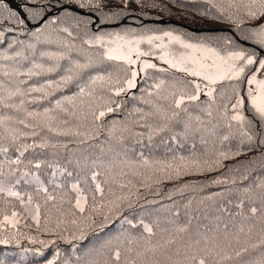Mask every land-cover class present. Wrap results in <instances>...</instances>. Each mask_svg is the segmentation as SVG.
<instances>
[{
	"label": "trees",
	"instance_id": "1",
	"mask_svg": "<svg viewBox=\"0 0 264 264\" xmlns=\"http://www.w3.org/2000/svg\"><path fill=\"white\" fill-rule=\"evenodd\" d=\"M247 2L91 0L81 7L86 0H27L24 24L17 23L21 17L11 15L16 11L8 4H0V239L11 241L0 244L2 264H198L201 258L208 264V251L216 264L264 262V145L258 143L264 121L247 102L238 110L245 119H231L237 112L231 106L237 95L246 96L253 69L239 80L218 81L211 96L199 93L198 99L176 107L181 96L197 95L191 76L157 65L138 77L136 88L115 96L108 88L123 86L132 67L104 59L102 45L95 42L98 32L136 35L169 29L223 52L242 47L264 56L254 38L237 39L250 37V30L264 23V16L247 17L242 6ZM158 19L178 24L145 22ZM184 25L219 26V31L193 32ZM77 62H91V67L77 74ZM69 75L73 79L57 87ZM96 75L121 83L95 85L91 106L65 101ZM41 87L50 93L47 99L29 91ZM56 100L69 110L50 113L58 121L50 125L53 132L44 127L43 117L28 113L54 109ZM107 107L115 110L107 112ZM100 111L106 114L97 120L94 113ZM80 130L86 139L79 141ZM42 143L48 147H39ZM184 162L190 166L177 175L176 167ZM97 184L103 197L95 191ZM81 196L87 197L84 213L75 206ZM118 196L131 203L121 202L119 211L110 212L107 201ZM97 206L100 214H95ZM37 207L39 224L33 219ZM12 212L19 223L2 226ZM81 232L82 239H73ZM241 249L247 251L235 256ZM186 255L196 260L185 261Z\"/></svg>",
	"mask_w": 264,
	"mask_h": 264
},
{
	"label": "snow or ice",
	"instance_id": "2",
	"mask_svg": "<svg viewBox=\"0 0 264 264\" xmlns=\"http://www.w3.org/2000/svg\"><path fill=\"white\" fill-rule=\"evenodd\" d=\"M77 3L80 2V0H76ZM137 3L140 2V0H136ZM4 3V0H0V4ZM91 0H86V3L81 4V7L87 6V4H90ZM129 3V0H124V4L127 5ZM98 6V4H97ZM235 5L229 4V7H233ZM247 9V17L249 19L255 20L260 18L261 16H264V0H248L247 3H244L242 5ZM7 7V5H5ZM20 11H25L27 9V0H25V3L18 6ZM11 15L14 17H19V12H12ZM33 15H37V13L33 12ZM231 16H228L227 19H231ZM24 19H18L17 23L24 24ZM67 31V29H65ZM251 36L246 38H239L237 39H243L248 40L254 38L256 43L260 46L261 51H264V23H261L257 28L250 30ZM34 35H37L36 33H33ZM2 35V34H0ZM165 38H168L169 44L171 43H178L182 46V48L186 50H191L190 52H173L168 50V46L164 44ZM96 43H102V37H96L95 39ZM158 42V43H157ZM85 43H92V41H85ZM108 43L114 45V47H107V45H104L105 51L102 53V57L104 59L110 60V61H121L125 65L128 66H134L139 62L140 67L137 70L136 68L132 67L130 68V77L123 80V86L120 87H109L108 92L114 93L115 96H120L122 93L128 92L130 89L137 87V77L141 74H144L149 69H157V64L153 63L147 59H142V57H149V56H156L155 49H159V55L157 56V59L164 61L167 65H169V68L172 69H178L181 72H184L186 74H190L192 77H201L204 81H207V84L204 85V88L207 89V94L209 96L212 95V92L214 89L211 87L212 85L216 84L218 81H223L225 79L227 80H239L245 73V66H251L253 64H256L257 67L253 70L252 74L246 78V84L249 86L246 91V96H240L237 95L236 102L232 104V109L237 110L236 114H234L231 119L234 121H243L245 118L244 116L238 111L241 107L245 106L246 102L251 105V111H254L256 116L260 117L261 121H264V59H257L255 56V53L246 55L244 50L239 51H230L227 52L226 55H221L220 52L212 47H208L204 44H192V43H186L184 42L179 36L173 35L171 32H164L162 35H150V36H137L133 38H128L127 36H123L120 34H116L115 38L110 40ZM142 43H147L151 47L148 50H142L140 45ZM199 54V55H197ZM243 61V64L238 66L237 62ZM35 67H40L39 65H36ZM91 67V62L80 64H75V69L77 71V74H79V71L82 69H86ZM168 69H159V71H167ZM47 71H54V69L49 68ZM256 73L260 74V77L256 75ZM30 75L39 73H29ZM73 77L71 75L63 77L61 84H58L57 87H60L61 85H67L69 81H71ZM114 84L119 85L121 81L119 79L115 80L114 82L111 80L110 77L106 78L101 75H96L91 77L90 83L80 87L78 85L79 91L76 96L73 97H65V101L69 105H73L75 107L74 102L79 101L80 105H88L91 106V102L93 99H95V93H96V87L95 85L99 84L100 87H105L107 84ZM163 81H160L159 83L155 84L154 86L156 88H159ZM197 95H191V96H181L179 99L175 101L176 107H180V105L184 102L185 99L187 100H196L198 99V94L203 91L204 89L201 88V85L199 83H195V81L192 82ZM47 88H51L52 85L49 84L46 86ZM29 91L32 92H39L43 93V98L47 99V96L50 94L46 91L45 87L41 88H32L29 89ZM116 108H119V104L116 105ZM60 110L62 112H68L67 107H63V101L56 100L55 101V108L54 109H45L44 112L41 113H34L30 112L28 113L29 116L33 118H41L44 119V127L49 128L50 131L55 132V128H51V122L56 119L55 115H50L51 112H55L56 110ZM115 109L112 107H107V112H113ZM105 111H100L98 115H95V119L99 120L101 117L105 116ZM3 121H0V124H2ZM21 123H24L21 121ZM257 123H260L258 121ZM261 128H264V123L260 124ZM64 135H67V133H61ZM33 135H36L34 132ZM248 140L251 141L252 137L248 136ZM260 145H264V138L260 139L258 141ZM37 145H28V147H36ZM41 148L48 147L46 143H42L39 145ZM3 151H6L4 149ZM23 155V153H21ZM20 161L15 160L12 161V163L18 164ZM197 170H203L198 162H193ZM207 163V162H205ZM217 163H219L217 161ZM190 165L187 162H184L182 165H178L175 169L176 174H181L182 169H187ZM36 168L40 167V164L37 163L35 165ZM169 168L172 166L169 165ZM208 168H211V165H208ZM71 175V173H69ZM96 178V174L93 173L92 179ZM167 178L171 179V176H168ZM73 187H76L75 185ZM95 191L100 194L101 197L104 196V189L97 184L95 187ZM247 191V190H246ZM11 195H16V193H11ZM113 196H115V193H112ZM121 202H128V197L126 196H118L115 197V199L107 201L111 205L109 208V211H113L115 209L116 211H119ZM87 203V197L81 196L76 201V208L79 210V212L84 213L85 207L84 204ZM98 207L96 209L95 214H100L98 211ZM252 212H255L256 209L253 208L251 210ZM33 219L36 220L37 224H39V208L37 207L36 210V216L33 217ZM109 217L107 215H104V221L107 222ZM102 222V223H103ZM19 223V219L17 218V213L12 212L11 216L5 215L3 217L2 226H11L12 228H15L16 225ZM75 224V221H73ZM95 223V222H94ZM89 227H92V225H89ZM148 232H151L150 227H146L145 229ZM83 232H81V235L79 237L73 236V239H82L83 238ZM64 239H67V237H63ZM35 242V241H33ZM11 241L7 238L0 239V244H9ZM16 243H19V241H16ZM40 243L45 244L47 246L46 242L40 241ZM47 243H54L52 241H49ZM39 251V250H37ZM154 251V250H153ZM247 249H241L240 251L235 253V256L240 257L242 253L246 252ZM115 258L119 260L120 253L116 252ZM207 256L210 257L208 264H216L213 253L211 251L207 252ZM226 259L231 260L232 257L228 256ZM185 261H195V256H185ZM0 264H2V261H0ZM49 264H53L52 261H49ZM91 264H95V261L93 260ZM198 264H206L205 259L201 258L198 261ZM264 264V262H262Z\"/></svg>",
	"mask_w": 264,
	"mask_h": 264
},
{
	"label": "rangeland",
	"instance_id": "3",
	"mask_svg": "<svg viewBox=\"0 0 264 264\" xmlns=\"http://www.w3.org/2000/svg\"><path fill=\"white\" fill-rule=\"evenodd\" d=\"M211 27L212 28H215V27H219V26H211ZM198 29H200V28H198ZM164 32H171V33H173V35L179 36L186 43L204 44V45H206L208 47L215 48L212 45H209V44H207L205 42L200 41V39H198L197 37H189V38H186L185 36H183V35H181L179 33H176L173 30H169V29H164V30L158 31V32H152V33H149V34L148 33H138L136 35H128V34H124L123 32L116 33V32H113V31H111V32H98L96 34V37H102V43H100V44L102 45V47H103V49L105 51L104 45H107V47H114V45H112V44H110L108 42L110 40L114 39L116 34H120V35H123V36H127L128 38H133V37H137V36H145L146 37V36H150V35H162ZM96 37H95V39H96ZM164 44L168 46V50L173 51V52L180 53V52H186V51L187 52H190L191 51V50H186V49L182 48V46L180 44H178V43H171V44H169L168 38H165ZM140 47H141L142 50H148L151 46L148 45L147 43H142L140 45ZM215 49H217V48H215ZM241 49L245 51L246 55H250V54L255 53L254 50H251V49L245 50L242 47H238V49L237 50H234V51H239ZM159 51H160L159 49H155V52L157 54L156 56L142 57V59H147V60H149V61H151L153 63H156L157 65H164L166 67H169V65H167L164 61H161V60L157 59V56L159 55ZM218 51L220 52L221 55H226L227 54V52H223V51H220V50H218ZM197 55H199V54H197ZM255 56H256L257 59H264V56L258 55L257 53H255ZM242 64H243V61H238L237 62V65L238 66H240ZM131 67H134V68H136L138 70L139 67H140V64H139V62H137L136 65L131 66ZM256 67H257L256 64H253L251 66H245V72L247 70H252V69L254 70ZM182 73H184V72H182ZM184 74H186V73H184ZM187 75L191 76L190 74H187ZM256 75L258 76V78L260 77V74L259 73H256ZM138 77H137V79H138ZM192 78L194 79L195 83H199L201 85V88L204 89L200 93L207 94V89L204 88V85L207 84V81H204L201 77H192ZM211 87H213V85ZM80 112H84V111L82 109H80ZM51 123L52 124H57L58 123L57 118L54 121H52ZM81 138L86 139L85 135H83V131L82 130H80V132H77V140L80 141ZM79 148L80 147H77L76 149H79Z\"/></svg>",
	"mask_w": 264,
	"mask_h": 264
},
{
	"label": "water",
	"instance_id": "4",
	"mask_svg": "<svg viewBox=\"0 0 264 264\" xmlns=\"http://www.w3.org/2000/svg\"><path fill=\"white\" fill-rule=\"evenodd\" d=\"M4 2L6 3V4H8V6L11 8V9H13V10H15L16 12H19L20 13V17L22 18V19H26V16H25V13H24V11H20V9H19V3L16 1V0H4ZM78 12H80V13H84V14H86V15H90L91 16V14H89V13H86V12H83V11H81V10H78ZM51 14V12H49V13H47L43 18H42V20H44L48 15H50ZM41 20V21H42ZM41 21H39L38 23H35V24H32V26H38L40 23H41ZM145 22H147V23H152V24H178V23H176V22H174V21H171V20H165V19H158V20H146ZM98 23V19L97 18H94V23H93V25H95V24H97ZM121 23H124V21H122V22H120V23H118V24H121ZM117 23L116 24H112V25H100V26H98V28H103V27H106V26H110V27H115V26H117L118 25ZM28 25L30 26L31 24H29L28 23ZM184 27L185 28H187L188 30H190V31H193V32H201V31H208V32H212V31H219V29H198V28H193V27H191V26H187V25H184ZM242 44H247V42H244V41H240ZM260 53H263L264 54V51H259Z\"/></svg>",
	"mask_w": 264,
	"mask_h": 264
}]
</instances>
